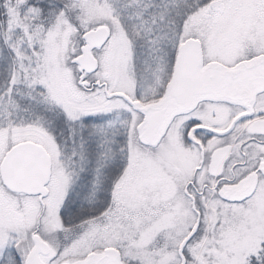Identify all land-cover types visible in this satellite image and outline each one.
<instances>
[{
    "label": "snow or ice",
    "instance_id": "obj_1",
    "mask_svg": "<svg viewBox=\"0 0 264 264\" xmlns=\"http://www.w3.org/2000/svg\"><path fill=\"white\" fill-rule=\"evenodd\" d=\"M0 264H264V0H0Z\"/></svg>",
    "mask_w": 264,
    "mask_h": 264
}]
</instances>
